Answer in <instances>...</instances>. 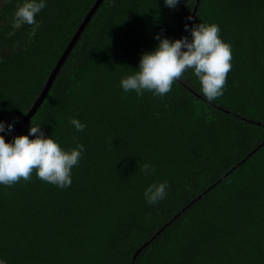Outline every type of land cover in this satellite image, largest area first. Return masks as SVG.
<instances>
[{
	"label": "trees",
	"instance_id": "trees-1",
	"mask_svg": "<svg viewBox=\"0 0 264 264\" xmlns=\"http://www.w3.org/2000/svg\"><path fill=\"white\" fill-rule=\"evenodd\" d=\"M94 2L47 0L33 32L13 28L18 0H0V120L26 115ZM196 4L102 2L19 133L33 120L85 151L67 188L35 171L0 185L7 264H132L144 244L134 264H264V0H199L191 25L218 24L232 46L222 96L208 101L191 70L163 98L120 87L157 33L184 36ZM161 181L168 195L150 206L144 189Z\"/></svg>",
	"mask_w": 264,
	"mask_h": 264
},
{
	"label": "clouds",
	"instance_id": "clouds-1",
	"mask_svg": "<svg viewBox=\"0 0 264 264\" xmlns=\"http://www.w3.org/2000/svg\"><path fill=\"white\" fill-rule=\"evenodd\" d=\"M164 5L175 8L180 0H163ZM47 0H18L12 24L14 29L24 25L38 28L36 17L46 7ZM188 19H192L191 16ZM190 35L170 38L156 34L155 48L141 53L135 71L120 78L124 93L135 92L143 96L149 92L163 98L171 91L174 81L187 70L198 79L200 92L213 101L224 93V86L232 64V46L220 36L216 23L200 21L191 26L185 24ZM76 132H83L87 125L80 119L70 118ZM14 121L0 120V185L11 186L21 179H31L33 171L38 179L61 189L72 184V169L77 166L85 151L82 143L75 147L62 148L52 134H46L42 125L30 122L27 133L6 140L14 129ZM76 140L75 137H73ZM141 171L145 175L155 172V167L144 163ZM167 181L153 182L143 192L148 205H155L168 195ZM0 264L7 261L0 257Z\"/></svg>",
	"mask_w": 264,
	"mask_h": 264
},
{
	"label": "water",
	"instance_id": "water-1",
	"mask_svg": "<svg viewBox=\"0 0 264 264\" xmlns=\"http://www.w3.org/2000/svg\"><path fill=\"white\" fill-rule=\"evenodd\" d=\"M103 1L104 0H95L93 5L91 6L90 10L88 11L86 16L82 20L81 24L78 26L75 34L72 36V38H71L70 42L68 43V45L66 46L65 50L61 54L59 60L57 61L56 65L54 66V68L51 71L50 75L48 76V78H47V80H46L41 92L37 96L36 100L31 105V107L27 111L26 115L20 120V122L17 124V126L13 129V131L11 133H9L8 135H6V140H10V139H12L13 136L18 135L20 133V131L22 130V128L35 115V113L37 112L39 107L42 105V103L44 102L45 98L47 97V95H48V93H49V91H50V89L52 87V84H53L55 78L57 77V75H58L61 67L63 66L65 60L67 59L69 53L71 52V50L75 46V44H76L78 38L80 37L81 33L83 32V30L87 26L88 22L90 21V19L95 14V12L100 7V5L102 4ZM198 6H199V0H197V4H196V6H195V8L193 10V14L191 16L192 19H190L189 22H188L189 26L191 25V22L193 20V17L195 16V13H196V10H197ZM186 33H187V31H185L184 35H186ZM180 82H182V81H180ZM262 125L264 126V124H262ZM229 172L230 171L226 172L222 177L226 176ZM208 190H210V187L206 191H208ZM204 193H206V192H204ZM201 196H202V194L200 196H198L197 198H195L193 201L198 200ZM165 225H167V224H165ZM145 245L146 244H144L143 246L139 247L136 250V252H135V254L133 256L132 264H134L135 258L137 257L138 253L143 249V247Z\"/></svg>",
	"mask_w": 264,
	"mask_h": 264
}]
</instances>
